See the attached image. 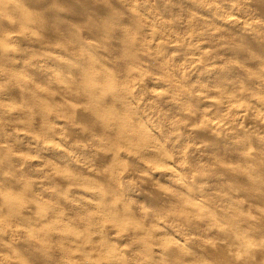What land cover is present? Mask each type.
<instances>
[{"label": "clouds", "instance_id": "9594fccd", "mask_svg": "<svg viewBox=\"0 0 264 264\" xmlns=\"http://www.w3.org/2000/svg\"><path fill=\"white\" fill-rule=\"evenodd\" d=\"M0 264H264V0H0Z\"/></svg>", "mask_w": 264, "mask_h": 264}]
</instances>
